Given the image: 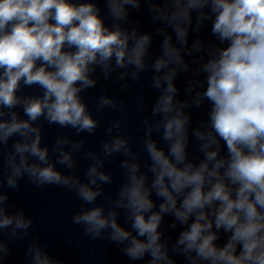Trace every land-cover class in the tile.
<instances>
[{
  "label": "clouds",
  "instance_id": "1",
  "mask_svg": "<svg viewBox=\"0 0 264 264\" xmlns=\"http://www.w3.org/2000/svg\"><path fill=\"white\" fill-rule=\"evenodd\" d=\"M142 6L157 25L154 32H142L131 20ZM206 21L215 41L198 38L190 46V34ZM154 36L162 38L158 53L151 51ZM189 62L198 67L189 98L180 99L175 80L190 70ZM98 69L106 80L115 72L118 81L134 82L151 71L158 96L142 121L147 165L128 138L113 135L121 130V116L106 128L110 139L100 153L85 154L93 163L82 180L74 155L83 141L60 137L49 149L41 145L38 122L94 134L100 120L84 94L96 86ZM33 86L39 94L25 95ZM137 99V110L147 111ZM205 102L208 119L194 127L189 110ZM123 108V100L101 94L95 111ZM192 137L201 153L195 159ZM12 138L7 186L16 189L27 176L38 188L74 192L83 203L72 223L94 240L107 233L130 260L175 264L179 256L185 264H264V0H0V146ZM116 153L126 157L120 164L124 182L106 209L96 201L101 186L111 183L104 160ZM7 200L0 194V229L22 238L33 221L23 212L10 215ZM166 215L173 229L181 228L174 243L161 228ZM28 253L32 264H63L35 243ZM7 254L0 242V264Z\"/></svg>",
  "mask_w": 264,
  "mask_h": 264
}]
</instances>
